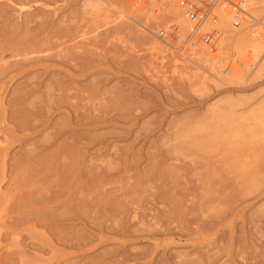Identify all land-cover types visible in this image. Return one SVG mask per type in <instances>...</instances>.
I'll return each mask as SVG.
<instances>
[{"label": "rangeland", "instance_id": "374dc122", "mask_svg": "<svg viewBox=\"0 0 264 264\" xmlns=\"http://www.w3.org/2000/svg\"><path fill=\"white\" fill-rule=\"evenodd\" d=\"M242 1L185 52L152 36L183 34L176 0H0L1 72L31 63L0 72V264H264V0Z\"/></svg>", "mask_w": 264, "mask_h": 264}, {"label": "built area", "instance_id": "2783aa9c", "mask_svg": "<svg viewBox=\"0 0 264 264\" xmlns=\"http://www.w3.org/2000/svg\"><path fill=\"white\" fill-rule=\"evenodd\" d=\"M140 1L136 0L138 4ZM148 1L153 4L157 0ZM175 6L179 17L183 19V34H177L179 26L173 23L166 30L159 29L152 33V36L168 49L185 52L200 51L210 45L222 32L220 24L238 29L243 25L242 17L246 14L242 0H176ZM147 10L153 12L149 7ZM220 12L226 13L228 22L222 16L219 17Z\"/></svg>", "mask_w": 264, "mask_h": 264}, {"label": "bare ground", "instance_id": "6f19581e", "mask_svg": "<svg viewBox=\"0 0 264 264\" xmlns=\"http://www.w3.org/2000/svg\"><path fill=\"white\" fill-rule=\"evenodd\" d=\"M46 1H47V0H46ZM86 1H87V0H86ZM89 1H90V0H89ZM97 1H98V0H97ZM124 1H125V0H124ZM117 2H118V1H117ZM47 3H48V2H47ZM122 3H123V2H122ZM123 4H124V3H123ZM21 5H22V4H21ZM115 5H116V4H115ZM133 5H134V4H133ZM17 6H18V5H17ZM22 6H23V5H22ZM116 6H117V5H116ZM18 7H19V6H18ZM26 7H27V6H26ZM114 7H115V6H114ZM45 8H46V7H45ZM128 8H130V7H128ZM108 10H109V9H108ZM129 10H131V8H130ZM112 11H113V10H112ZM127 11H128V10H127ZM131 11H132V10H131ZM131 11H130V12H131ZM140 11H141V10H140ZM92 13H93V12H92ZM104 13H105V12H104ZM121 13H122V12H121ZM125 13H126V12H125ZM132 13H133V12H132ZM127 14H128V13H127ZM115 15H116V14H115ZM124 15H125V14H124ZM48 16H49V15H48ZM98 16H99V15H98ZM88 17H89V15H88ZM4 18H5V17H4ZM32 18H33V17H32ZM46 18H48V17H46ZM46 18H44V19L47 20ZM108 18H109V17H108ZM139 18H140V17H139ZM4 20H5V19H4ZM41 20L43 21V19H41ZM62 20H63V19H62ZM86 20H87V19H86ZM28 21H29V20H28ZM42 21H41V23L44 22V21H43V22H42ZM81 21H82V19H81ZM88 21H89V20H88ZM134 21H135V20H134ZM25 22H26V21H25ZM46 22H47V21H45V23H46ZM57 22H58V21H57ZM62 22H63V21H62ZM22 23L24 24V22H22ZM26 23H27V22H26ZM26 23H25V25L28 24V23H27V24H26ZM41 23H39V24H41ZM58 23H59V22H58ZM143 23H145V22H143ZM37 24H38V23H37ZM39 24H38V25H39ZM60 24H61V23H60ZM83 24H84V23H83ZM117 24H118V23H117ZM120 24H121V23H120ZM128 24H129V23H128ZM38 25H37V26H38ZM55 25H56V24H55ZM57 25H59V24H57ZM74 25H75V24H74ZM130 25H131V24H130ZM120 26H122V25H120ZM128 28H129V27H128ZM119 29H120V28H119ZM132 32H133V31H132ZM10 33H11V32H10ZM23 33H25V32H23ZM27 33H28V32H27ZM1 35H2V34H1ZM29 35H31V32L29 33ZM29 35H28V36H29ZM110 35H111V33H110ZM113 35H114V33H113ZM3 36H4V35H3ZM28 36H27V34L25 35V37H27V38H28ZM25 37H24V38H25ZM29 37H30V36H29ZM8 38H9V37H8ZM5 39H6V37H5ZM28 39H29V38H28ZM124 39H125V38H124ZM17 40H18V39H17ZM21 40H22V39H21ZM21 40H20V41H21ZM31 40H32V41H30V42H33V39H31ZM37 40H38V39H37ZM129 41H130V40H129ZM24 42H25V41H24ZM24 42H23V43H24ZM37 42H38V41H37ZM42 42H43V41H42ZM142 42H143V41H142ZM259 42H260V41H259ZM16 43H17V42H16ZM19 43H20V42H19ZM38 43H40V42H38ZM59 43H61V42H59ZM30 44L33 45V43H30ZM35 44H37V43H35ZM61 44H63V43H61ZM134 44H135V43H134ZM143 44H144V43H143ZM19 45H20V44H19ZM25 45H26V43H25ZM63 45H64V44H63ZM94 45H95V44H94ZM22 46H23V45H22ZM27 46H28V45H27ZM33 46H34V45H33ZM58 46L60 47V45H58ZM58 46H57V47H58ZM0 47H1V46H0ZM20 47H21V46H20ZM28 47H29V46H28ZM55 47H56V46H55ZM62 47H63V46H62ZM9 48H10V47H9ZM18 48H19V47H18ZM31 48L33 49L34 47H31ZM101 48H102V47H101ZM111 48H112V47H111ZM257 48H258V47H257ZM13 49H14V48H13ZM50 49H51V48H49V47L47 48V50H50ZM60 49H61V47H60ZM94 49H95V48H94ZM10 50H11V49H10ZM23 50H24V49H23ZM29 50H30V47H29ZM29 50H28V51H29ZM51 50H52V49H51ZM51 50H50L49 52H51ZM61 50H63V49H61ZM113 50H114V49H113ZM116 50H117V49H116ZM131 50H132V49H131ZM259 50H260V49H259ZM7 51H8V49H7ZM12 51H13V50H12ZM12 51H11V52H12ZM15 51H16V50H15ZM33 51L35 52L36 50H33ZM2 52H3V51H2ZM2 52H1V53H2ZM4 52H5V51H4ZM4 52H3V53H4ZM8 52H9V51H8ZM13 52H14V51H13ZM17 52H18V51H17ZM24 52L27 53L26 51H23V53H24ZM36 52H37V51H36ZM36 52H35V53H36ZM38 52H39V51H38ZM45 52H47V51H45ZM49 52H47L46 54H48ZM62 52H63V51H62ZM111 52H112V51H111ZM134 52H135V51H134ZM3 53H2V54H3ZM15 53H16V52H15ZM20 53H21V52H20ZM35 53H34V55H35ZM40 53L43 54V52H40ZM68 53H69V52H68ZM113 53H114V52H113ZM119 53H120V52H119ZM254 53H255V51H254ZM10 54H11V53H10ZM12 54H13V53H12ZM27 54L29 55V53H27ZM38 54H39V53H38ZM44 54H45V53H44ZM56 54H59L58 49H57V51H56L54 54H53V53H49V55L52 56V57H53V55H56ZM256 54H257V53H256ZM0 55H1V54H0ZM17 55H18V58H20L21 56H23V55H21V56L19 57V54H17ZM24 55H25V54H24ZM39 55H40V54H39ZM49 55H48V56L43 55V56H46V57L48 58ZM132 55H133V54H132ZM11 56H12V55H11ZM41 56H42V55H41ZM43 56H42V57H43ZM56 56H57V55H56ZM59 56H61V53H60ZM62 56H63V55H62ZM0 57H1V56H0ZM15 57H16V55L14 54V58H15ZM23 57H24V56H23ZM35 57H36V55H35ZM46 57H45V58H46ZM52 57H51V58H52ZM18 58H17V59H18ZM31 58H32V57H30V59H31ZM33 58H34V56H33ZM39 58H41V57L39 56ZM49 58H50V57H49ZM53 58H54V57H53ZM24 59H26V58H24ZM27 59H29V57H28ZM36 59H37V58H35L34 60H36ZM126 59H127V58H126ZM140 59H141V58H140ZM173 59H174V58H173ZM2 60H3V59H2ZM21 60H22V57H21ZM31 60H32V59H31ZM34 60H33V61H34ZM38 60H39V59H38ZM52 60H54V59H52ZM14 61H15V60H14ZM23 61H24V60H23ZM27 61H28V60H27ZM27 61H26V62L24 61L22 64H19V65H17V64H18V60H17L16 62L11 61V63H12V62L15 63L14 66H15L16 68H11V69L8 68V69H10V70L7 69V70L5 71V73L1 72V71L5 70V69H1V68H0V69H1L0 72H1V74H2V77H5V76H8L9 74H12V75H11V78H12V77L15 75V73H16L17 71H19V72L24 71L26 68H28L29 66H31L30 60H29V63H27ZM33 61H32V62H33ZM19 62H20V61H19ZM34 62H35V61H34ZM39 62H40V61H39ZM57 62H58V61H57ZM8 63H9V62H8ZM9 65H10V64H9ZM140 65H141V64H140ZM1 66H2V65H1ZM6 66H7V65H6ZM46 66H47V65H46ZM2 67H3V66H2ZM4 67H5V66H4ZM10 67H11V65H10ZM45 68H46V67H45ZM29 69H30V68H29ZM48 69H49V68H48ZM43 71H44V70H43ZM1 74H0V75H1ZM157 76H158V75H157ZM260 76H261V75H260ZM0 77H1V76H0ZM2 77H1V79H2ZM71 77H72V76H71ZM1 79H0V80H1ZM13 79H14V78H13ZM3 81H4V80H3ZM3 81H2L1 83H3ZM56 84H57V83H56ZM189 84H190V83H189ZM45 86H46V85H45ZM2 87H3V86H2ZM50 88H51V87H50ZM57 88H58V87H57ZM60 88H61V87H60ZM60 88H58V89L62 92V89H60ZM69 89H70V88H69ZM69 89H68V90H69ZM187 89H188V88H187ZM54 91H55V90H54ZM60 91H59V92H60ZM11 92H12V91H11ZM63 92H64V90H63ZM177 92H178V91H177ZM62 95H63V94H62ZM64 95H65V94H64ZM46 96H47V95H46ZM65 96H66V95H65ZM18 97H19V96H18ZM18 97H16L15 100H16V99L18 100ZM20 97H22V96L20 95ZM71 98H72V97H71ZM15 100H14V101H15ZM19 100H20V99H19ZM14 103H15V102H14ZM17 103H18V101H17ZM58 103H59V102H58ZM58 103H57V105H60V103H63V101L60 102L59 104H58ZM66 103H67V102H66ZM66 103H64V104H66ZM18 104H19V103H18ZM64 104H61V105L64 106ZM61 105H60V106H61ZM10 107H11V106H10ZM58 107H59V106H58ZM15 108H16V107H15ZM17 109H18V108H17ZM19 109H20V108H19ZM19 109H18V110H19ZM12 110H14V109H12ZM18 110H17L16 112H18ZM9 111H11V110H9ZM19 111H20V112H18V113H22V112H21V109H20ZM38 111H39V110H38ZM100 112H101V111H100ZM23 113H27V114H28V112H24V111H23ZM23 113H22V114H23ZM101 113H102V112H101ZM9 114H10V116H11L13 113H9ZM16 114H17V113H16ZM16 114H15V115H16ZM22 114H21V117H22ZM3 115H4V114H3ZM29 115H30V114H29ZM101 115H102V114H101ZM8 116H9V115H8ZM10 116H9V117H10ZM107 116H108V115H107ZM3 117H4V116H3ZM3 117H1V118H3ZM18 117H19V116L16 115V118H18ZM28 117H31V116H28ZM112 117H113V116H112ZM114 117H115V116H114ZM12 118H13V117L11 116V119H12ZM14 118H15V117H14ZM5 119H6V118H5ZM11 119L9 120V122L11 121V123L14 122L13 120H15V121L17 120V119H13V120H11ZM26 119H27V116H26ZM95 119H96V118H95ZM108 119H109V118H108ZM100 120H102V119H100ZM12 121H13V122H12ZM17 121H18V120H17ZM20 122H21V120H20ZM27 122H28L27 125L23 124V125H25L24 127L27 126L26 128L29 127V119H28ZM78 122H79V121H78ZM16 123H17V122H16ZM18 123H19V122H18ZM18 123H17V124H18ZM23 123H24V121H23ZM84 123H85V122H84ZM19 125L21 126V123H19L18 126H19ZM23 125H22V126H23ZM0 126H1V125H0ZM14 126H16V124H14ZM18 126H17V128H19ZM22 126H21V127H22ZM30 126H31V125H30ZM24 127H23V128H24ZM0 129H3V127L0 128ZM7 129H9V128H7ZM31 129H32V128H31ZM11 130L13 131V129H11ZM20 130H21V128L18 129V131H20ZM23 130H24V129H23ZM56 130H57V129H56ZM4 131H6V130H4ZM4 131L2 130L3 133H4ZM21 131H22V130H21ZM9 132H10V131H9ZM14 132H15V131H14ZM147 132H148V131H147ZM6 133H8V131H6ZM12 134H13V132H12ZM4 135H5V134H4ZM7 135H8V134H7ZM12 136H13V135H12ZM14 136H15V135H14ZM14 136H13V137H14ZM7 138H9V135H8V137H6V139H7ZM13 139H14V138H13ZM9 140H11V139H9ZM91 140H92V139H91ZM7 141H8V139H7ZM10 144H11V143H8V146H9ZM5 146H6V145H5ZM84 147H85V146H84ZM1 148H2V147H1ZM4 148H5V147H4ZM32 153H33V152H32ZM27 155H28V153H27ZM156 156H157V155H156ZM0 157H1V156H0ZM4 157H5V156H4ZM52 159H53V158H52ZM1 161H2V160H1ZM38 162H40V161H38ZM47 162H48V161H47ZM69 164H70V163H69ZM45 166H46V165H45ZM47 166H48V165H47ZM14 168H15V167H14ZM28 168H29V167H28ZM123 168H124V167H123ZM35 169H36V168H35ZM45 169H46V168H45ZM31 171H32V170H31ZM67 171H68V170H67ZM63 172H64V171H63ZM41 173H42V171H41ZM41 173H40V175H41ZM28 174H29V173H28ZM34 174H35V173H34ZM67 174H68V173H67ZM72 174H73V173H72ZM36 175H37V174H36ZM43 175H44V174H43ZM51 175H53V174H51ZM70 176H71V175H70ZM50 177H51V176H50ZM50 177H49V178H50ZM49 178H48V179H49ZM39 179H40V178H39ZM45 179H46V178H45ZM45 179H44V180H45ZM48 179H47V180H48ZM113 179H115V178H113ZM132 179H133V178H132ZM106 180H107V179H106ZM65 181H66V180H65ZM34 182H36V180H35ZM61 182H62V181H61ZM135 183H136V182H135ZM32 184H33V182H32ZM35 184H36V183H35ZM95 184H96V183H95ZM61 185H62V184H61ZM61 185H60V186H61ZM132 185H133V184H132ZM34 186H35V185H34ZM31 187H32V186H31ZM92 187H93V186H92ZM94 187H95V185H94ZM32 189H34V188H32ZM30 190H31V189H30ZM117 190H118V189H117ZM37 191H38V190H37ZM38 192H40V190H39ZM59 192H60V191H59ZM22 193H23V192H22ZM36 193H37V192H36ZM27 194H29V193H27ZM31 194H32V192L30 191V195H31ZM105 194H107V193H105ZM129 194H130V193H129ZM30 195H28V196H30ZM36 195H37V194H36ZM108 196H109V195H108ZM122 196H123V195H122ZM125 196H126V194H125ZM22 197H23V196H22ZM35 197H36V196H35ZM38 197H39V195H38ZM38 197H37V198H38ZM109 197H110V196H109ZM3 198H4V197H3ZM7 198H8V197H7ZM24 198H25V199L27 198V199H26V200H27V203H26L27 205H31V204H32L31 202H30L31 204L29 203V201H30V200H29L30 197H29V199H28V197H25V196H24ZM24 198H23V199H24ZM41 198H42V197H41ZM102 198H103V197H102ZM113 198H114V197H113ZM124 198H125V197H124ZM1 200H2V199H1ZM4 200H6V199H4ZM19 200H20V199H19ZM26 200H25V201H26ZM28 200H29V201H28ZM31 200H33L32 197H31ZM34 200H36V199H34ZM34 200H33V201H34ZM42 200H43V199H42ZM42 200H40V201L43 203ZM54 200L56 201V199H54ZM76 200H77V199H76ZM6 201H7V200H6ZM21 201H23V200H21ZM21 201H19L18 203L20 204ZM36 201L39 202V198H38V200H36ZM36 201H35V202H36ZM97 201H98V200H97ZM129 201H130V200H129ZM35 202H34V203H35ZM41 202L39 203V205L41 204ZM56 202H57V201H56ZM95 202H96V201H95ZM131 202H132V201H131ZM135 202H136V201H135ZM135 202H134V203H135ZM1 203H2V202H0V204H1ZM23 203H25V202L23 201L22 204H23ZM28 203H29V204H28ZM34 203H33L32 206H35ZM54 203H55V202H54ZM132 203H133V202H132ZM132 203H130V204H132ZM22 204H21V205H22ZM26 204H25V206H26ZM43 204H44V203H43ZM43 204H42V205H43ZM74 204H75V203H74ZM108 204H109V202H108ZM126 204H127V203H126ZM2 205H4V204L2 203ZM2 205H1V206H2ZM17 205H18V204H17ZM21 205H19V206H21ZM36 205H37V204H36ZM42 205H41V206H42ZM77 205H78V204H77ZM79 205H80V204H79ZM104 205H105V204H104ZM110 205H111V204H110ZM22 206H23V208H24V205H22ZM22 206H21V207H22ZM41 206H40V207H41ZM44 206H45V204H44ZM61 206H62V205H61ZM63 206H64V205H63ZM83 206H84V205H83ZM112 206H114V205H112ZM119 206H120V205H119ZM2 207H3V206H2ZM2 207H0V208H2ZM15 207H16V206H15ZM27 207H28V206H27ZM30 207H31V206H30ZM55 207H56V206H55ZM57 207H58V206H57ZM75 207H76V206H74V208H75ZM13 208H14V207H13ZM17 208H18V207H17ZM31 208H32V207H31ZM33 208H34V207H33ZM59 208H61V207H59ZM77 208H78V207H77ZM79 208H80V207H79ZM91 208H92V207H91ZM113 208H114V207H113ZM121 208H124V207H121ZM18 209H19V208H18ZM49 209H50V208H49ZM51 209H52V208H51ZM54 209H55V208H54ZM54 209H53V210H54ZM65 209H66V208H65ZM80 209H81V208H80ZM119 209H120V208H119ZM124 209H125V208H124ZM191 209H192V208H191ZM2 210H3V208H2ZM67 210H68V209H67ZM75 210H76V209H75ZM82 210H83V209H82ZM110 210H111V209H110ZM110 210H108V211H110ZM17 211H19V210H17ZM25 211H27V210H25ZM29 211H30V209H29ZM50 211H51V210H50ZM69 211H70V209H69ZM108 211H107V212H108ZM112 211H113V210H112ZM121 211H122V210H121ZM125 211H126V210H125ZM168 211H169V210H168ZM176 211H177V210H176ZM188 211H189V210H188ZM15 212H16V211H15ZM19 212H21V211H19ZM22 212H24V211H22ZM42 212H43V211H42ZM70 212H71V211H70ZM115 212H116V211H115ZM126 212H127V211H126ZM28 213H29V212H27V214H25V216H30V215H28ZM50 213H52V212H50ZM53 213H54V212H53ZM77 213H78V212H77ZM81 213H82V212H81ZM105 213H106V212H105ZM108 213H109V212H108ZM117 213H118V211H117ZM119 213H120V212H119ZM124 213H125V212H124ZM182 213H183V212H182ZM35 214H38V215H39V213H37V212H36ZM40 214H41V213H40ZM44 214H46V213H44ZM114 214H115V213H114ZM121 214H122V213H121ZM23 215H24V214H23ZM38 215H37V216H38ZM54 215H55V214H54ZM110 215H111V214H110ZM182 215H183V214H182ZM25 216H23V217H25ZM35 216H36V215H35ZM39 216H40V215H39ZM46 216H47V214H46ZM51 216H53V215H51ZM59 216H60V215H59ZM69 216H70V215H69ZM117 216H118V215H117ZM117 216H116V217H117ZM119 216H120V215H119ZM122 216H123V215H122ZM30 217H33V216H30ZM44 217H45V216H44ZM48 217H50V215L47 216V218H48ZM53 217H54V216H53ZM53 217H52L51 220H54L55 217H56V219H57V216H55L54 219H53ZM63 217H67V216H63ZM63 217H60V218L62 219ZM100 217H101V216H100ZM20 218H21V217H20ZM25 218H26V217H25ZM25 218H23V219H21V220H25ZM35 218H36V217H35ZM39 218H41V217H39ZM42 218H43V217H42ZM72 218H73V217H72ZM83 218H84V217H83ZM112 218H113V217H112ZM167 218H168V217H167ZM27 219H28V218H27ZM27 219H26V220H27ZM32 219H33V218H32ZM37 219H38V218H37ZM37 219H36V220H37ZM48 219H49V218H48ZM121 219H122V218H121ZM165 219H166V218H165ZM169 219H170V218H169ZM40 220L45 221V219H44V220H43V219H40ZM63 220H66V219L64 218ZM68 220H69V219H68ZM73 220H74V219H73ZM77 220H78V219H77ZM88 220H89V219H88ZM108 220H109V219H108ZM215 220H216V219H215ZM28 221H29V220H28ZM42 221H41V222H42ZM46 221H47V220H46ZM54 221H55V220H54ZM66 221H67V220H66ZM119 221H120V220H119ZM55 222H57V221H55ZM117 223H118V222H117ZM42 224H43V223H42ZM46 224H48V223H46ZM53 224H54V223H53ZM56 224H57V223H56ZM56 224H55V225H56ZM39 225H40V224H39ZM39 225L37 224V226H39ZM92 225H93V224H92ZM118 225H119V224H118ZM45 226H46V225H45ZM45 226L43 225V227H45ZM97 226H98V225H97ZM49 227H50V225H49ZM110 230H111V229H110ZM50 231H52V230H50ZM53 231H54V230H53ZM112 231H113V230H112ZM105 232H107V231H105ZM114 232H115V231H114ZM112 233H113V232H112ZM187 234H188V233H187ZM79 238H80V237H79ZM241 242H242V241H241ZM244 248H245V247H244ZM218 252H219V251H218ZM259 254H260V253H259ZM213 255H214V254H213ZM249 255H250V254H249ZM253 256H254V255H253ZM257 256H258V255H257ZM251 257H252V256H251ZM254 258H255V257H254ZM255 260H256V259H255ZM185 262H186V261H185ZM262 262H263V261H262ZM260 263H261V262H260ZM27 264H28V263H27ZM253 264H254V263H253ZM262 264H263V263H262Z\"/></svg>", "mask_w": 264, "mask_h": 264}]
</instances>
